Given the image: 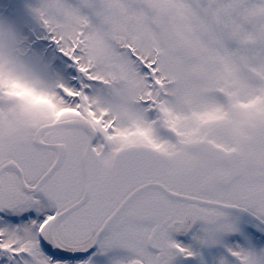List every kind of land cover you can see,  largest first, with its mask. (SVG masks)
<instances>
[{"label": "snow or ice", "instance_id": "6c2138e0", "mask_svg": "<svg viewBox=\"0 0 264 264\" xmlns=\"http://www.w3.org/2000/svg\"><path fill=\"white\" fill-rule=\"evenodd\" d=\"M31 11L63 76L0 44V264H174L194 255L174 234L223 245L234 212L264 228V0ZM217 264L264 252L225 246Z\"/></svg>", "mask_w": 264, "mask_h": 264}, {"label": "flooded vegetation", "instance_id": "af4514ba", "mask_svg": "<svg viewBox=\"0 0 264 264\" xmlns=\"http://www.w3.org/2000/svg\"><path fill=\"white\" fill-rule=\"evenodd\" d=\"M41 0H0V19L5 15L13 19H24L34 23L31 9L37 7ZM36 23L40 22L36 18ZM41 25V24H40ZM36 40L37 42H51L47 34L34 33L29 40ZM26 39L23 40L25 43ZM52 43V42H51ZM63 71H61V77ZM235 221L238 230L224 238L223 245H201L195 239L196 229L186 234H174L176 239L181 244L189 247L194 255L191 258L185 259L182 256H177L174 264H217V261L224 256L225 246L240 245L246 250L259 254L264 252V228L248 214L234 212ZM231 259L230 257H225Z\"/></svg>", "mask_w": 264, "mask_h": 264}, {"label": "rangeland", "instance_id": "374dc122", "mask_svg": "<svg viewBox=\"0 0 264 264\" xmlns=\"http://www.w3.org/2000/svg\"><path fill=\"white\" fill-rule=\"evenodd\" d=\"M74 2V0H69ZM34 23L28 20H18L5 15L0 19V30L7 31L18 46L24 51L25 60L36 76L46 83H54L61 78L60 54L51 42H37L36 46H28L27 40L34 33L47 34L36 17L32 14ZM23 43V40H25Z\"/></svg>", "mask_w": 264, "mask_h": 264}, {"label": "clouds", "instance_id": "9594fccd", "mask_svg": "<svg viewBox=\"0 0 264 264\" xmlns=\"http://www.w3.org/2000/svg\"><path fill=\"white\" fill-rule=\"evenodd\" d=\"M0 44H2L5 49L10 52L12 58L17 64L22 65L25 68L27 73H29L31 76L37 77L33 70L27 64L24 51L18 46L13 37H11V39H4L2 36H0ZM13 90L18 94V96L22 97L24 100L29 101L33 105L41 108L47 107L46 100L41 99L39 96L30 95L23 88H15Z\"/></svg>", "mask_w": 264, "mask_h": 264}]
</instances>
